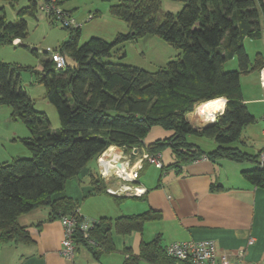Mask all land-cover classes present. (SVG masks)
<instances>
[{
    "label": "trees",
    "instance_id": "1",
    "mask_svg": "<svg viewBox=\"0 0 264 264\" xmlns=\"http://www.w3.org/2000/svg\"><path fill=\"white\" fill-rule=\"evenodd\" d=\"M14 2L16 0H9ZM177 13L158 14L161 0H119L110 4L112 16L128 24L129 31L119 32L112 41L91 36L80 43L79 27H66L67 39L56 50L74 66L55 68L50 58L42 69L34 72L45 88V98L57 111L60 126L52 129L45 112L35 109L34 102L21 86L24 68L0 59V106L10 108V118L21 120L29 135L20 138L30 157H13L0 162V242L33 241L26 226L18 221L21 214L40 206H48L59 218L78 215V201L67 195L56 196L68 179L76 177L88 162L108 146L129 150L143 145V138L157 125L172 131L144 148L155 154L168 147L174 161L165 168L180 169L184 163L202 155L209 160L227 158L235 162H251L242 170L251 184L264 189V154L247 152L233 145L243 127L255 117L243 102L240 74L260 69L264 57L257 52L251 61L244 38H260L264 33V0H181ZM58 2H62L59 0ZM37 1L17 12L15 21L7 20L0 11V44L27 36L24 15L36 16ZM49 16V15H47ZM53 18L51 16L50 21ZM156 35L179 52L164 67L150 71L132 64L105 60L125 56L120 45L129 39ZM19 42V45L27 46ZM120 45V46H119ZM236 56L238 68L224 70L222 65ZM31 70V69H30ZM226 98L223 112L202 127H193L186 114L196 104L217 97ZM212 138L216 146L210 151L188 139L187 135ZM88 195L107 193L100 174L90 173ZM221 188L219 184H212ZM115 201L123 196L110 194ZM160 218V212L149 209L141 213L101 217L89 229L90 244L77 233V247L82 245L94 258L115 249L113 233L127 235L141 231L144 223ZM80 220V216H79ZM124 264H137L141 259L156 264H178L161 244L160 234L142 241L138 253L129 247Z\"/></svg>",
    "mask_w": 264,
    "mask_h": 264
},
{
    "label": "crops",
    "instance_id": "2",
    "mask_svg": "<svg viewBox=\"0 0 264 264\" xmlns=\"http://www.w3.org/2000/svg\"><path fill=\"white\" fill-rule=\"evenodd\" d=\"M18 40L16 38L14 41ZM262 76L264 64L259 69L260 83ZM261 85L264 87L263 83ZM219 98L223 99L225 107L226 98ZM222 112L216 111V119ZM189 114L187 119L193 127H201L216 120L202 119L201 117L210 116L198 109L192 115ZM171 133L172 131L155 125L143 138L141 147L125 150L121 146L110 145L106 151L92 159L96 167L93 171L87 170L88 183L80 188L81 197L87 199L99 195L87 196L91 189L90 173L100 174L107 185L106 194L124 198L117 201L115 206L105 203L100 205L97 202L94 207L87 208L83 204L79 205L80 197L70 194L56 195H67L77 200L79 214L92 220L101 217L116 218L149 209L159 211V219L146 221L141 231H133L127 235L113 233L115 249L98 258H94L88 249L80 245L75 256L67 260L59 253L63 238L60 218L52 214L48 206H40L18 217L19 223L26 226L33 241L0 242V264H124V259L128 256L123 252L125 248L129 247L132 253L137 254L141 242L151 240L156 234H160L163 246L173 241L213 239L217 252H225L231 259L263 262L264 189L251 184L241 173L253 165L248 167L242 162L227 158H207L184 163L179 170L170 167L162 171V168L146 160L145 155L148 153L144 147L154 140L169 137ZM2 138L0 134V162L13 158ZM240 138L241 135L236 142L241 141ZM201 141L203 139L199 138L193 142L202 147ZM213 142L208 144L210 148L202 149H214L216 143L214 140ZM166 149L169 148L153 154L158 156L163 167L174 161L171 150ZM258 152L263 156L264 148ZM149 165H154L155 168ZM134 171H137L136 178L132 177ZM212 184H219L221 188H214ZM85 189L88 190L85 192ZM145 263L147 261L141 259L137 262Z\"/></svg>",
    "mask_w": 264,
    "mask_h": 264
},
{
    "label": "rangeland",
    "instance_id": "3",
    "mask_svg": "<svg viewBox=\"0 0 264 264\" xmlns=\"http://www.w3.org/2000/svg\"><path fill=\"white\" fill-rule=\"evenodd\" d=\"M36 1V16L24 15L27 22V36L22 39V42L18 38L19 40L14 41V39L12 44H0V59L31 69H21V86L32 98L35 109L45 112L49 119V126L52 129H56L60 126L57 111L45 98V88L36 80L34 72H39L42 69L44 59L50 58L49 53L45 50L57 51L56 48H58L60 43L67 39L69 30L62 25L66 27H70V25H65L59 19L50 21L53 15L51 13L46 14L41 10V6L48 3L49 0ZM58 1L54 0L53 2L55 10H65V13L69 14L70 18L74 20L75 25L72 24L71 26L74 28L79 27L80 43L86 41L91 36H98L112 41L117 33L129 31L128 24L125 21L112 16L109 12V5L119 0ZM28 2L29 0H16L14 2L0 0V11L5 13L7 20L15 21L18 19V10L27 5ZM182 5L183 2L181 0H161L158 14L162 16L168 11L177 13ZM19 42L25 43L27 46L19 45ZM120 45L125 51V56L122 58H105V60L132 64L150 71L164 67L167 61L176 58L179 52L174 46L156 35H145L137 39H129ZM244 47L251 61H254L257 52L261 53L264 57V33L258 39L245 37ZM66 63L68 66L75 65V62L68 57H66ZM222 67L224 70L238 68L236 56L227 59ZM240 90L242 99L250 113L254 115L255 121L243 128L241 141L234 144L247 152L255 154L258 150L264 148V87L260 83L258 69H250L249 72L240 74ZM200 103L196 104L194 109L187 114L190 113L189 115H192V112L197 109ZM197 113L199 112L197 111ZM201 118L208 120L203 117ZM0 131H2L0 134L3 136V143L13 157H30V151L20 140V138L29 135V130L21 120L10 118V108L6 105L0 106ZM187 136L191 141L202 138L203 141L201 143L204 148H210L208 144L213 142V139L208 137H198L191 134ZM166 151L170 150L166 149ZM242 164L248 167L253 165L251 162H242ZM149 166L154 167V165ZM95 167V162L93 160L89 161L85 167L86 169L82 170V173L76 177L68 179L65 188L56 193V195L70 194L78 198L80 197L79 205L83 204L87 208L90 206L94 207L97 205V202L100 205L105 203V205H110L111 207L115 206L117 203L113 196L106 193H101L87 199L81 197L80 188H84V184L88 183L89 174L87 170L93 171L92 169ZM87 190L85 189L84 191L86 192ZM131 198L133 197H126V199ZM112 254L115 255V252ZM145 264L150 263L147 262Z\"/></svg>",
    "mask_w": 264,
    "mask_h": 264
},
{
    "label": "built area",
    "instance_id": "4",
    "mask_svg": "<svg viewBox=\"0 0 264 264\" xmlns=\"http://www.w3.org/2000/svg\"><path fill=\"white\" fill-rule=\"evenodd\" d=\"M53 2L54 0H49L48 3L41 6V10L46 14L51 13L55 19L61 20L65 25H75L74 20L70 18L69 14L65 13V10H55ZM49 55L50 59L55 63V68L61 69L65 67L66 59L61 53L50 50ZM263 78L264 76H262L261 83L264 84ZM145 158L149 163L157 167H161L162 165L157 155L147 154ZM198 159L206 160L207 156L202 155L195 160ZM132 177H137V171L133 172ZM110 192L113 193L114 191L110 190ZM60 221L63 226V238L59 253L63 258L71 260L75 256L77 250L75 236L77 233H81L83 238L90 244H94V241L89 238V229L93 225L92 219L82 217L78 212V215H63L60 217ZM166 252L178 264H264V261H243L240 258L231 259L227 253L217 252L213 239L173 241L166 246Z\"/></svg>",
    "mask_w": 264,
    "mask_h": 264
},
{
    "label": "bare ground",
    "instance_id": "5",
    "mask_svg": "<svg viewBox=\"0 0 264 264\" xmlns=\"http://www.w3.org/2000/svg\"><path fill=\"white\" fill-rule=\"evenodd\" d=\"M264 79V78H263ZM264 81V80H263ZM223 101V99L222 98H216V99H214V100H208V101H205V102H202V103H200L199 104V106H198V110L200 111V112H202V113H205V114H207L208 116H210V115H213V114H215L216 113V111L213 113L212 112V109L211 108H204V105H206V104H213V102H216V101ZM109 149V148H108ZM106 151V150H105ZM109 151V150H108ZM108 153V152H107ZM107 155V154H106ZM105 161V160H104ZM110 163V162H109ZM119 170H122V169H119ZM127 172V171H126Z\"/></svg>",
    "mask_w": 264,
    "mask_h": 264
},
{
    "label": "clouds",
    "instance_id": "6",
    "mask_svg": "<svg viewBox=\"0 0 264 264\" xmlns=\"http://www.w3.org/2000/svg\"><path fill=\"white\" fill-rule=\"evenodd\" d=\"M223 107H224V102L221 100V101H216V102H213V104H206L204 105V108H211L212 109V112L214 113L215 111L217 110H220L221 112L223 111ZM212 119V120H215L216 117L215 115H210V117H206V119Z\"/></svg>",
    "mask_w": 264,
    "mask_h": 264
},
{
    "label": "water",
    "instance_id": "7",
    "mask_svg": "<svg viewBox=\"0 0 264 264\" xmlns=\"http://www.w3.org/2000/svg\"><path fill=\"white\" fill-rule=\"evenodd\" d=\"M45 51H48V52H50V50H45ZM205 125H207V124H204V125H202V126H205Z\"/></svg>",
    "mask_w": 264,
    "mask_h": 264
}]
</instances>
